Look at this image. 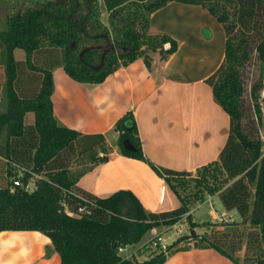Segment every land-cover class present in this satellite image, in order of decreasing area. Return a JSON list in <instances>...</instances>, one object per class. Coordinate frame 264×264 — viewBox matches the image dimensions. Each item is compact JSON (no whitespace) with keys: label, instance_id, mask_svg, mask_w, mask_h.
<instances>
[{"label":"trees","instance_id":"16d2710c","mask_svg":"<svg viewBox=\"0 0 264 264\" xmlns=\"http://www.w3.org/2000/svg\"><path fill=\"white\" fill-rule=\"evenodd\" d=\"M38 2L9 16L7 27L0 31L5 78L0 103V171L6 182L0 186V233L39 232L51 240L62 264H165L169 257L190 249L214 250L233 264H264V142L257 128L246 129L244 111L245 101L257 125L262 124L264 0ZM171 2L203 7L225 34L224 60L206 83L230 117L229 136L218 164L200 170L195 180L199 202L205 200V192L212 193L241 220L215 221L202 234L195 230L200 224L194 222L192 201L181 190L188 186L180 179L190 177L189 173L152 165L181 202L179 209L170 212H148L128 190L108 198L81 190L79 180L94 166L107 162L111 149L104 135H84L63 125L52 101L55 67L88 85L104 83L118 69L139 59L149 71L159 72L177 53L179 42L166 33H151L150 21ZM17 49L25 52L24 61L16 60ZM254 53L260 74L251 83L246 76ZM53 54L59 63L53 67L36 62L35 56L52 55V63ZM28 113L35 115L33 124L25 123ZM114 130L123 156L146 159L131 112ZM73 157H88L90 167L74 173L69 168ZM210 178L214 181L211 187ZM184 218L189 232L174 240L167 252H156L144 261L119 254L120 248L138 245L152 229L174 226Z\"/></svg>","mask_w":264,"mask_h":264},{"label":"crops","instance_id":"0c3cea01","mask_svg":"<svg viewBox=\"0 0 264 264\" xmlns=\"http://www.w3.org/2000/svg\"><path fill=\"white\" fill-rule=\"evenodd\" d=\"M193 16L201 21L189 29L185 40L190 42L191 49L184 50L183 39L163 28L162 20L173 22L178 17V22L187 28ZM150 27L151 33H166L179 42L177 53L159 72L149 71L139 59L118 69L104 83L88 85L71 79L62 67H55L52 101L54 114L63 125L84 135L102 134L111 149L109 160L94 166L77 186L97 198L128 190L148 212L161 213L179 209L181 202L152 165L195 177L200 170L218 164L229 136L230 117L215 101L206 83L225 56V34L218 55L213 47L216 30H223L217 20L203 7L171 2L151 16ZM202 31L206 32L204 36ZM207 34L214 40H206ZM51 57L35 56L36 62L47 68L59 64L56 54L52 63ZM25 58L24 54L16 60ZM4 80L0 65V103L4 98ZM128 112L133 114L137 125L145 160L125 157L118 149L119 134L114 128ZM25 123L34 122L27 123L25 117ZM209 200L210 197L194 204L192 215L195 208L201 209ZM206 215L212 223L219 221L213 209L201 211L202 218ZM223 218L233 220L227 215ZM195 230L201 234L199 228ZM0 264L62 263L47 236L35 231H5L0 233ZM165 264L233 263L214 250L190 249L169 257Z\"/></svg>","mask_w":264,"mask_h":264},{"label":"rangeland","instance_id":"374dc122","mask_svg":"<svg viewBox=\"0 0 264 264\" xmlns=\"http://www.w3.org/2000/svg\"><path fill=\"white\" fill-rule=\"evenodd\" d=\"M38 1H41V0H0V31L4 30L7 27V18L9 16H12V15L17 14V13H21L26 8L33 7V6L37 5V3H39ZM177 19H179V18L178 17L175 18V20L173 22L162 20V27L167 29V30H172L175 34L179 35L180 38L183 39V41H184V43H182V41H180V43H182V47L184 48V46H185L184 50H189V49H191L190 42L188 40H185V39H188L187 33L192 26H194L196 23H199L201 21V18L199 19L196 16H193V19L189 20V23H188L189 24L188 26H190L189 28H188V26H187V28H185L180 22H178ZM103 21L107 25L106 15L103 16ZM205 21L206 20H204V22ZM206 26H208V25H206ZM216 32H217V35L215 38L216 39L215 40L216 45L213 47H215L216 54L218 55L219 51H220L219 49H220L221 45L223 44L222 39H223L224 33H223V30H219V31L216 30ZM184 33H186V34H184ZM204 33H206V32L202 31L203 36L205 35ZM222 33H223V35H222ZM205 37H206L205 38L206 40H209V39L214 40L212 38V36L209 34H207V36H205ZM106 47L107 46H105V48ZM24 54H25V52L20 50V49H17L15 51V57L18 59H21L22 55H24ZM248 65H249V70L247 72L246 79L248 78L251 81V83H253L258 79V76L260 74V67H259L260 63H259L255 53L252 55V59ZM261 96L263 98V94ZM261 107H262L263 121H262V124L257 125V123L255 121V116L253 115V111L251 109L250 104L244 101V111L247 114V116L245 117V122L247 124L246 129L251 130V128H257L258 135L262 136V138H264V103L261 105ZM253 119H254V121H253ZM30 121H32V122L35 121L34 113H28L27 114L26 122L29 123ZM89 167H90V163H89L88 157H83V158L73 157L72 160L69 162V168L74 173L80 172L83 169L89 168ZM195 178H198V175H196L195 177L190 176L187 178L180 179V180H184L185 183L187 184L186 186H188L186 190H183L182 188H181V190H182V194L187 195L188 198L192 201V203H191L192 206L194 204L196 205V204H199L200 202H203V199H202V201L199 202L200 194H197L198 187H197V182H196ZM4 179H5V175L0 171V186L6 185V182ZM199 179L197 181H201V177ZM208 185L210 187L214 185V181L212 178L209 179ZM196 194L198 197L196 196ZM204 196H205V198H209V197L211 198V200H209L210 204L207 203L201 209L195 208L193 211L194 220L198 224H200L198 228H199V231L201 234L204 232H208V230H209L208 225L210 223H212V219L208 215L204 216L203 218L200 216L201 211H208L209 212L211 209H213L218 214L219 221L221 219L223 220V215L231 216L233 221H240L241 220L240 215L236 211L231 212V211H228L227 209H225L224 206L222 205L220 199L218 197H216L214 194L205 192ZM214 197H216V198L214 199ZM195 205L193 207H195ZM213 205H217V207H216L217 209ZM210 206H212V207H210ZM178 227L181 228L185 234H187V232H189L190 226H189V223L187 222L186 218H184L178 224ZM159 234H162L165 237L167 242H170L175 237L174 232L172 230H170L169 228H167V227H156V228L152 229L151 231H149L145 235L143 240L138 245H135V247L131 246L129 251L126 253V256H129L130 252H132L133 250H136L137 247L141 248L144 246V248L138 252V255L135 258L138 259L139 261H144V260L150 258L154 254H156L155 251L150 249V245H149L150 241L155 236H158ZM123 256H124V254H123Z\"/></svg>","mask_w":264,"mask_h":264},{"label":"built area","instance_id":"2783aa9c","mask_svg":"<svg viewBox=\"0 0 264 264\" xmlns=\"http://www.w3.org/2000/svg\"><path fill=\"white\" fill-rule=\"evenodd\" d=\"M262 140L264 142V138H262ZM220 221L231 222L232 220H230L228 218H223V220L221 219ZM178 224H176L174 226H171V227H167V228H169L170 230H172L174 232V235H175L174 240H176L177 238L185 235V233L182 231V229L178 227ZM171 243L167 242L165 237L162 234H159L158 236H155L150 241L149 245H150V249L155 251V252H167L168 251V247L171 245ZM188 246H191V243H188ZM130 247L131 246L120 248L119 249V254H121L122 256L124 254L125 258L132 259V258H135L138 255V251L140 249L144 248V246L139 248V249L136 248V250H133L132 252H130L129 256H126V253L129 251Z\"/></svg>","mask_w":264,"mask_h":264},{"label":"flooded vegetation","instance_id":"af4514ba","mask_svg":"<svg viewBox=\"0 0 264 264\" xmlns=\"http://www.w3.org/2000/svg\"><path fill=\"white\" fill-rule=\"evenodd\" d=\"M261 94H263V98H261V105L264 103V89L261 91Z\"/></svg>","mask_w":264,"mask_h":264}]
</instances>
